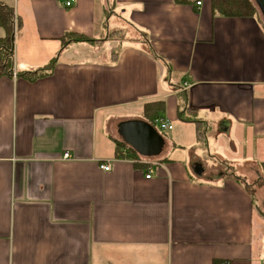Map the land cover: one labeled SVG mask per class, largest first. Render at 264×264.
<instances>
[{"label":"crops","instance_id":"0c3cea01","mask_svg":"<svg viewBox=\"0 0 264 264\" xmlns=\"http://www.w3.org/2000/svg\"><path fill=\"white\" fill-rule=\"evenodd\" d=\"M5 1L22 27L0 76V264H264L259 2L225 17L211 0ZM109 11L122 36L108 37ZM66 32L103 41L62 48ZM55 57L51 74L17 76ZM159 100L172 130L143 119ZM134 120L161 136L159 154L125 141Z\"/></svg>","mask_w":264,"mask_h":264},{"label":"trees","instance_id":"16d2710c","mask_svg":"<svg viewBox=\"0 0 264 264\" xmlns=\"http://www.w3.org/2000/svg\"><path fill=\"white\" fill-rule=\"evenodd\" d=\"M180 4L191 3V0H175ZM211 6L214 14L225 17H254L257 14V7L253 0H211ZM22 27V21L17 18L16 29L14 27V8L5 0H0V76L10 75L13 76V44L15 38V32ZM124 32L122 30L111 31L108 35L109 38L122 36ZM103 40H96L85 34L76 32H66L62 37V48L73 42H83L92 45L100 44ZM115 49L113 53L115 54ZM57 63V57L53 58L45 66L33 70L19 72L17 76L23 77L29 81H35L45 75L52 73ZM164 101H154L145 104L143 119L152 124H156L157 121L162 118V113L165 111ZM187 119V118H186ZM189 119V118H188ZM192 118H190L191 120ZM196 125L197 140L200 143L206 144L207 140V128L205 122L195 117L192 119ZM117 155L119 151L124 148V144L117 142ZM224 164H227L225 162ZM261 167V179L264 180V162L260 164ZM218 264V263H215Z\"/></svg>","mask_w":264,"mask_h":264},{"label":"water","instance_id":"95a60500","mask_svg":"<svg viewBox=\"0 0 264 264\" xmlns=\"http://www.w3.org/2000/svg\"><path fill=\"white\" fill-rule=\"evenodd\" d=\"M264 11V0H257ZM120 133L125 141L145 154H159L163 141L154 128L145 121L134 120L121 124Z\"/></svg>","mask_w":264,"mask_h":264},{"label":"built area","instance_id":"2783aa9c","mask_svg":"<svg viewBox=\"0 0 264 264\" xmlns=\"http://www.w3.org/2000/svg\"><path fill=\"white\" fill-rule=\"evenodd\" d=\"M78 0H65V6L66 7H73L76 3H77ZM202 4V1H198L197 2V5L200 6ZM17 14L16 12L14 11V27L16 29V24H17ZM158 126L160 128V130L162 131H165V130H172L173 129V124L171 123L170 120L166 119V118H160L158 121ZM119 155H118V158L119 157H122V158H128L129 156V151L127 148H122L120 151H119ZM64 159H70L71 156L69 153H65L64 156H63ZM141 162H143V160H141ZM100 168L104 171H110L112 169V164L110 161H105V162H101L100 163ZM152 176V171L150 170L148 172V174L146 175V178H151Z\"/></svg>","mask_w":264,"mask_h":264},{"label":"rangeland","instance_id":"374dc122","mask_svg":"<svg viewBox=\"0 0 264 264\" xmlns=\"http://www.w3.org/2000/svg\"><path fill=\"white\" fill-rule=\"evenodd\" d=\"M112 16H114V17L111 18ZM117 17H118V15H111L110 14V11H109L108 14L105 15L104 20H103V23H104V28L106 29V31L108 29H110V31H113L115 29L114 27H115V25L117 24V21H118V18ZM109 18L111 19L110 21H109ZM260 18L264 20V17H262V15L260 16ZM17 32L18 31L15 32V35H17Z\"/></svg>","mask_w":264,"mask_h":264}]
</instances>
